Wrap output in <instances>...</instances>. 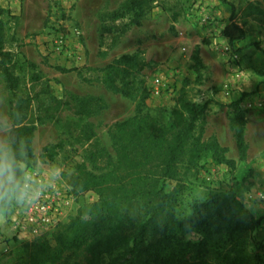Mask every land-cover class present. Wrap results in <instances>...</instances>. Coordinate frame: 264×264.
Instances as JSON below:
<instances>
[{
	"label": "rangeland",
	"instance_id": "obj_1",
	"mask_svg": "<svg viewBox=\"0 0 264 264\" xmlns=\"http://www.w3.org/2000/svg\"><path fill=\"white\" fill-rule=\"evenodd\" d=\"M131 1L0 0L5 51L13 56L19 94L26 101L25 127L34 129L36 149L61 163L66 173L55 224L36 235L17 234L14 217L0 220V264H20L26 242L43 239L54 247L57 232L98 200L93 192L73 194L69 181L74 167L85 163L98 173L87 160L88 153L98 149L115 158L111 127L134 118L141 102L151 119L175 127L184 125V101L207 104L203 141L215 139L224 159L235 164L230 168L216 163L207 152L191 168L188 153L182 156L178 179L166 184L168 193L184 186L176 199L179 221L189 218L192 204L205 201L210 193L231 192L240 201L243 190L264 186V17L246 12L249 3L264 10V0H145V16L138 24L132 23L133 14L115 19ZM233 11L245 39L232 46L221 33ZM230 52L238 55L236 63L229 60ZM124 55H139L142 64L128 78L114 77L120 89L116 93L106 86L104 69ZM228 86L233 88L229 97ZM71 96L93 101L87 115H77L67 103ZM11 98L0 72V113L12 111ZM239 100L247 120L246 162L239 160L230 128L231 104ZM48 147H57L54 156L44 151ZM249 213L259 226L247 241V254L264 260V206ZM175 236L176 245L204 240L192 228L178 230ZM204 242L208 256L226 244L225 239ZM73 259L56 264H71Z\"/></svg>",
	"mask_w": 264,
	"mask_h": 264
},
{
	"label": "trees",
	"instance_id": "obj_2",
	"mask_svg": "<svg viewBox=\"0 0 264 264\" xmlns=\"http://www.w3.org/2000/svg\"><path fill=\"white\" fill-rule=\"evenodd\" d=\"M246 12L249 17H264L261 5L249 3ZM128 14H133L132 23L138 24L145 16V0H132L114 18H125ZM221 35L232 46L245 39V31L235 22L234 11ZM5 50L0 22V72L12 96V111L22 116L26 101L19 94L20 80L15 74L13 56ZM194 60L200 63L198 56ZM141 64L139 55H124L113 61L104 69L106 86L120 92L114 85V77L122 74L128 78L139 71ZM69 100L67 103L74 106L77 115H87L91 110L92 100L78 96ZM231 107L230 128L234 132L235 148L239 160L246 162L247 120L241 100ZM143 108L141 102L134 118L111 127L115 158L105 149L88 153L87 160L98 173L89 170L85 163L74 167L69 181L73 194L93 192L98 200L57 232L54 247L43 239L26 242L20 264H56L66 257L74 258L71 264H264L261 255L252 258L246 250L259 220L244 210L233 193H210L205 201L192 204L189 218L179 221L175 206L184 186L176 187L171 193L166 191L167 182L178 179V165L186 153L191 168L207 152H212L214 162L235 166L233 161L224 159V149L215 139L203 141L207 104L184 101L186 119L182 127L162 125L145 114ZM25 130L33 138L34 129L25 127ZM57 147L44 151L54 156ZM186 228L195 229L204 240L176 245L175 232ZM222 239L226 247L208 256V242L204 241Z\"/></svg>",
	"mask_w": 264,
	"mask_h": 264
},
{
	"label": "clouds",
	"instance_id": "obj_3",
	"mask_svg": "<svg viewBox=\"0 0 264 264\" xmlns=\"http://www.w3.org/2000/svg\"><path fill=\"white\" fill-rule=\"evenodd\" d=\"M65 177L61 163L50 161L36 149L23 116L15 111L0 113V220L27 217L31 221L28 231L33 234L52 226L33 213L41 210L49 196L61 193ZM239 199L245 211H255L264 206V186L243 190Z\"/></svg>",
	"mask_w": 264,
	"mask_h": 264
},
{
	"label": "built area",
	"instance_id": "obj_4",
	"mask_svg": "<svg viewBox=\"0 0 264 264\" xmlns=\"http://www.w3.org/2000/svg\"><path fill=\"white\" fill-rule=\"evenodd\" d=\"M229 51H230L229 48H227V52ZM238 59L239 57L236 54H232L231 58H229V60L232 63H236ZM238 77L240 78L241 75H238ZM232 92H233V88H230L229 86L226 87V96L228 97L231 96ZM59 201H61L60 196L52 194L51 196L48 197L47 202L42 206L41 210L38 213H33V215L37 216V218L41 220L47 219L50 225L55 224L60 214V202ZM30 223L31 221L27 217H23L20 215L15 216L12 220L13 228L15 229V232L17 234H20V233L24 234L25 232H29L28 225ZM29 233H32V232H29ZM39 233H36V234H39Z\"/></svg>",
	"mask_w": 264,
	"mask_h": 264
}]
</instances>
